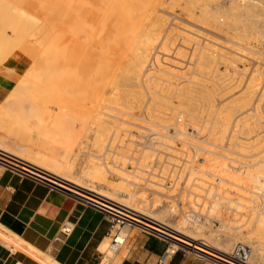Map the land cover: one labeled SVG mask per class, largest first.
<instances>
[{"label": "bare ground", "instance_id": "6f19581e", "mask_svg": "<svg viewBox=\"0 0 264 264\" xmlns=\"http://www.w3.org/2000/svg\"><path fill=\"white\" fill-rule=\"evenodd\" d=\"M182 1L184 0H33L35 4L32 6L40 8L44 6V3H46L50 12H46L43 9V14H52V19L45 22L44 25L45 30L48 31H44L42 29V33L46 36H41L42 40L45 38L48 39L44 42L41 41V37L36 39L37 43L39 42L42 45L44 54H48L47 58H44L42 55L39 56L37 53H30L29 51L32 47L31 45L29 46L28 42L32 32L31 30L34 28L35 31L36 29V27L29 24L31 23L33 15L30 12L31 3L29 0H11L9 3L2 0L0 2V45L3 47L1 48L0 46V88H7L4 94V105H7L5 104L6 99L11 103L13 101L18 102L19 100L18 110L20 111L22 108H25L29 100L37 102L42 97H45L41 92H37V88L31 86L24 88L20 84L22 79L31 77L32 72L30 69L34 65L37 68H40V73H44V75H51L54 74V72H59L63 75V78L61 79L62 83L69 81H75V83H78L75 91L77 97L74 111L76 112L75 114L71 112L74 114L73 119L78 121V124L76 125L77 129L73 130L76 122L74 123L70 119V123L72 122L74 126L73 128L72 125L71 127L69 126L68 131L71 132L70 129L72 128V132L70 134H72V137H75L72 142V137L70 136L71 139L68 141V147L66 146L70 152L65 160L64 166L66 172L76 168L78 174L73 175L71 178H63L60 175H55L39 166L27 162L13 153L1 148L0 150L17 157L19 160L24 162V167L30 165L35 169V171H37V173L44 175L47 179L52 181L56 186L60 187L64 191L75 194V196L84 200H86V198H94V200L100 201L99 198H102L108 202V204H113V202H115L118 204L116 206L120 207V210L126 213L128 217L142 222L150 228H156L158 230H160V228H162L161 230L164 229L165 231L163 230V232L168 235L171 241L168 246L169 250L172 249L174 251L176 247L181 244L196 251L198 255L200 254L201 256L222 258V255L230 252L233 245L240 241L249 246L250 251L247 257V264H264V208H257L259 201L256 199L259 198L258 196L262 194V192L264 193V160L261 163V159L260 164L255 167L256 170H253V168L248 169L243 168L242 165H236L237 163L234 164L228 161L219 162V160L215 161L219 158L216 156V158L210 157V155L206 153L202 154V152L200 156L196 155L192 157L193 152H190V147L184 145L183 149H181L186 153L183 159H192L193 169L191 170L189 168L187 162H184L185 165L181 162L184 166H181L179 163L180 168L176 170V174H174L175 171L171 174L175 175L177 181V176L180 178L183 175L182 173L185 172V183H188V185L190 183V185L195 187H192L193 190H200V194L203 193L204 195H200L198 191H194L193 194L192 190L191 193L195 195V198L191 199L189 204L192 213H188L190 212V209L188 212L186 209L185 211L187 213L183 211L184 214L182 213V217H179L182 214H179L178 217L176 216V204H168L165 202L166 199L164 200L162 196H148L146 190L142 188H137L135 186H133V188L131 187V184H137L139 179L142 178L143 174L146 172L150 171L152 174H158L159 176L162 175L155 170L149 169V167L153 166V163L150 165L151 160L157 158L159 160L161 158L163 159L164 156L162 157L161 153L165 152L166 149V152L169 153L167 156L168 158L174 159L175 156L179 155V151L177 153L170 134H167V129L159 128L163 127L166 123L169 124L168 127H173V129L176 128L178 131L186 129V132L190 131L192 133H195L199 128L198 124L202 123L200 124L202 132L208 131L210 133V127V135L212 139L210 141H212L213 144L220 146L226 144L223 142L225 140L224 137L227 136L226 132L228 134L227 140L229 141L227 143L232 144L233 146L236 143L239 147L241 146V148L242 146L245 147L246 144L244 143L247 142L246 140H234L235 138L233 139V136L235 137V132L238 130L239 133L243 131L246 135L251 132H253L254 135L255 132L250 127L252 118H247L248 114H242L240 116L237 115L239 117L234 118L232 116L235 110H240V113L244 111L242 107V103L245 102L244 97H247V95L251 97L255 95V90L250 91L247 87L253 79L252 75H254L253 72H255V70L249 74L248 78L246 77L244 79L242 75V77L239 76V80H236V82H239L237 86L241 89L240 93L238 92L240 94H238L239 96H233L235 97V101H231L230 97L229 101H223L224 103L222 108L219 106L218 109H213V103L211 102L212 104L209 105V99L212 97L210 98L207 85L210 84L208 83L210 80L214 81L215 77H218L217 74L219 72V68L215 63L217 58L215 57L216 54L212 52H216L217 47L215 48L214 44L207 40L200 42L198 40V36L194 35V33L191 34L185 31L180 32L181 30L179 31L167 24L170 22L168 19H171V17L167 15L169 9L171 8L173 10L172 11L170 9L171 13L169 12V14L175 15L174 7H178V5L180 9L186 13L187 17L200 20L199 16L198 18L196 17V9L194 5H190V3L194 0L185 5ZM186 1L189 0H185V2ZM194 2H196V0ZM204 6H207V4ZM210 6L213 9V12L218 13L217 20L213 19L220 25H222V19L220 18L226 15L227 18H232L234 23L237 20L240 21L242 24L241 27H243V30L245 31L246 26L253 27L254 25L255 27L253 30L257 29L261 24V26H264V4L259 0H216L213 1ZM221 13L224 15H221ZM211 16L212 15L210 14V17ZM25 22L28 23V26ZM23 24L25 26L19 29L21 31L20 35H12L11 33H8L7 30L11 26H23ZM40 25L42 26V23ZM229 26L227 27L226 24L224 27L228 30ZM180 27L183 26L181 25ZM27 28H30V30ZM192 28L190 27V30ZM217 28L218 25L216 29ZM195 29L196 28H194V31ZM198 31L200 34L202 33L200 30ZM233 32L237 33V35L246 34L239 31L237 27L233 29ZM256 32L257 31H255V33ZM172 33H175L179 37L174 36L173 38L171 36ZM114 42H117L119 48L113 49L112 51L117 52H106V50L110 51L106 45L109 43L115 44ZM18 46L20 47L19 50H17ZM15 49L16 51L14 52ZM236 49L233 50L236 52ZM218 50L221 51V49ZM166 54H172L174 59L171 61ZM227 61L228 60H226L225 63L229 62ZM157 70H161L163 72L165 71L166 73H162ZM116 71H121L120 73L123 72L122 77L126 81L127 85L131 87V92L126 93L125 96H112V98L110 97L111 99H108L119 101L117 104L116 102L110 101L112 104L114 103L116 105L108 104L106 96L105 98L102 97V93H88L86 91V87H96L99 81L104 80L107 76H113ZM244 72H246V70ZM230 73H232V77H235L233 76L235 75L233 74L234 71H231ZM220 75L221 73L219 76ZM232 77L226 78L229 80H220V82H218L219 87L217 88L224 90L230 83L233 82L234 78ZM218 79L220 78H217V80ZM90 83H93V86H88ZM193 83H197V85H194ZM215 83L216 82L213 84L215 85ZM112 84L113 83H109V87H106L105 85L104 92L117 94L118 86L116 84ZM210 86H212V84ZM158 87L161 88L159 95L162 96L159 97L162 102H160L158 100L159 98H156L155 96V90H158ZM213 87L214 86H212V88ZM216 89L215 91L218 90ZM11 91H15L17 95ZM231 91H233V89ZM258 93L259 103L253 106L255 107L257 114L260 115V103H264V84L263 86L261 85V89L257 92V94ZM14 97L17 99L15 100ZM173 97L177 98L178 101L176 103L171 100L175 99ZM154 99L159 101V103L165 102L167 106H171V108L169 107L168 109L169 113L167 117L165 113L167 110H163V106V108L158 106L159 109L157 107V109H155V106L159 103L157 105L155 104L153 113L152 107ZM49 101L52 102V100ZM117 105L126 109L118 107ZM63 106L64 105H62V107ZM249 106L252 105L249 104ZM204 107H206L204 111L206 110L208 114L205 116L206 119L202 122L199 119L197 120L196 116L200 114V112H197L202 110ZM111 108L126 112L127 115L117 112ZM134 110H136V112H134ZM2 111L3 109L0 108V112ZM163 116H165L167 120L163 119ZM211 116L213 117L212 119H210ZM150 117H153L154 120L157 119L156 121L159 120L160 125L162 122L163 126L157 127L158 123L156 126L152 122L149 123L148 119ZM190 124L192 125L189 126ZM166 126L167 125L164 127ZM88 133L91 134V136L88 135ZM100 133L103 134V137ZM67 135L68 137L66 138H69L68 133ZM84 136H87L86 138L88 140L86 141L88 142H86V144L88 146L84 144L78 149L77 146L74 145L77 140L76 138L79 140L80 138H84ZM249 136L251 137V135H248V137ZM259 136L260 135L258 134V137ZM180 137L181 139L179 138V140L183 141L182 136ZM66 138H64V140H66ZM124 138L126 139L125 141ZM183 138L186 139V137ZM256 138L257 137L254 136L253 140H249L251 142H249L246 147H248V145L250 146ZM187 139L186 140L188 142L189 138ZM65 143L67 145V141ZM194 143L195 142H193V144ZM115 144H118L120 148H117ZM261 144L264 145V137L260 139V145ZM72 145L76 146L75 148L78 150H76ZM122 145L123 147H121ZM201 146L204 147L202 144ZM235 146L234 148H236ZM239 147L236 149L240 150L241 148ZM91 148L96 150L95 155L90 154L89 151L92 150ZM155 150H158L157 153L154 152ZM255 150H258V148ZM250 151L251 149L249 152ZM75 159L79 164L77 167L75 166L77 164L74 162ZM116 159H120L121 162H125V159H127L128 164H132L130 159L140 160L135 168L131 169L128 164L124 166V163H122V165H120V162ZM110 161L118 163L115 164L114 167ZM167 162H169V160ZM0 167L3 166L0 164ZM168 168L170 167L168 166ZM198 169L212 175H210V179H207L208 183L197 180L198 178H193V176L195 177L198 174L194 170H197L198 172ZM108 172H112L115 176H117L119 182L115 184L112 183L108 187L110 191L105 188L98 190L95 184H105L108 180ZM195 173L196 175H193ZM200 174L202 176L200 177L204 178L205 175H203V173H199V175ZM153 177L154 175L149 177V180L154 184L150 183L151 188H149V184L146 188L154 190L153 192H155L159 190L157 188L159 187L158 184L161 182L159 183L160 180L157 181ZM217 178L220 179H218L217 183L219 187H225V184L228 185L227 188L225 187V190H220V188H218L219 190L216 191V187H214V184L216 185V183L214 181H216ZM169 180H171V178H169ZM195 181H197V184H193ZM138 186L140 187V185ZM228 187H234L239 195L241 193L240 196H242V198L240 197L241 199H238L239 197L235 198V196H230V193H228L230 191ZM72 189L76 190L80 194L74 192ZM227 190L229 191L227 192ZM119 191L126 193V199L124 201L120 200V198L118 199L116 196V193ZM195 193H197V196ZM235 194L236 193L234 192V195ZM189 195L190 194L187 195L189 197L187 199H190L192 196ZM248 203H252L250 204L253 206H251L252 209L254 211H258L255 215L253 213L250 217H245L247 214L245 213V210H247L246 207L249 206ZM251 207L249 206V208ZM232 211H234V213ZM229 212H232L233 214L231 218L227 219L226 216H228ZM137 213L145 217H148L149 214L153 216L152 218H143L138 216ZM198 213L207 215L206 217L211 221L210 225L212 226H214L217 221H221L223 222L222 224H225L223 227H220L222 234H214L213 236L212 232L210 235V231H212L211 229L207 231L209 234L208 236H213L209 237V239L212 238L214 240V244L217 242L216 244L218 246L215 245V247H218V250L222 252L221 254L210 251L208 246H212V243L201 241L200 243L205 245V247H203V245L195 244L188 239H198L197 235L201 232L204 233L201 225L194 224L189 220ZM165 214H169L170 216L165 218ZM173 215H175L178 219ZM154 218H156V220ZM165 219H167V223L164 221ZM159 221L161 223L163 222L162 224L164 227H162L163 225L161 226ZM248 227H250L249 230H251V233L246 232L245 229ZM119 228L120 231L126 233L127 236L130 233V229H133V227L127 222ZM176 233L183 234L188 237V240L185 237H181L179 239L175 238V236H177ZM109 237V235H106L108 248L111 251H115L109 247ZM253 237L255 238L254 241H252ZM15 247L21 246L15 245ZM102 252L105 258H109L113 255V253L110 255L104 250Z\"/></svg>", "mask_w": 264, "mask_h": 264}, {"label": "rangeland", "instance_id": "374dc122", "mask_svg": "<svg viewBox=\"0 0 264 264\" xmlns=\"http://www.w3.org/2000/svg\"><path fill=\"white\" fill-rule=\"evenodd\" d=\"M2 0H0V2H1ZM190 1H193V0H189V1H186L185 2V0L184 1H182V3L185 5V4H189L188 2H190ZM195 1V0H194ZM192 2V3H190V5H194V7H195V11H196V17L198 18V16H199V19L200 20H196V19H193V18H189V17H187L186 16V13L183 11V10H181L180 9V7H179V5H178V7L177 6H175L173 9H174V13H175V15L174 14H169V12H170V9H169V12L167 13V15L168 16H170L171 17V19L169 18L168 19V21H170L169 23H167L168 25H170L172 28H176L177 30H181L180 32H189V33H194V35H197L198 36V40L200 41V42H202V41H209V42H212L213 44H214V46H215V48H216V52L215 51H212L214 54H216L215 55V57L217 58V61H215V63L218 65V68H219V72H218V77L217 78H220V79H218L217 80V78L215 77V80L213 81V80H210L208 83H210V84H208L207 85V90H208V93H210V98L211 99H209L210 100V103H209V105H211L212 103V106H213V109H218L219 108V106L222 108V105H223V103L224 102H226V100L227 101H229V99H230V97H231V101H235V97H237V96H239L240 94V87L239 86H237L238 84H239V82H236V80H239V76H241L242 77V75H243V78L245 79L246 77L248 78L249 77V74L252 72V71H254L255 70V72H253V74L255 75H252L253 77V79L251 80V82L248 84V88L250 89V91L251 90H255V95H253L252 97L251 96H249V95H247V97H244V101L245 102H243L242 104H243V109H244V111L242 112V113H240L241 111L240 110H235L234 112H235V114H234V112H233V114H232V116H233V118L234 117H239L240 115H242V114H248V116H247V118L249 117H251L252 118V123H250V127L253 129V131H255L254 132V135H253V132H251L250 134H248V135H251V137L249 136L248 137V135H246V134H244L243 133V131H241L240 133H239V130L238 131H236L235 133H236V135H235V137L233 136V139L234 140H246V142L247 143H244V144H249V142H251V141H249V140H253V137L254 136H256L257 138H256V140L254 141V142H252V144L249 146L248 145V147H246V145H245V147H243L242 146V148H241V146L239 147V145L238 144H236L235 143V141H234V146L237 148V147H239V148H241L240 150L239 149H236V148H234V146L232 145V144H229V143H227V142H229L228 140H227V136H228V134H227V132H226V135L227 136H225L224 138H225V140L223 141L224 143H226V144H223L222 146H220V145H217V144H213V142L212 141H210V140H212L211 139V135H210V133H211V128L209 127V131H210V133L208 132V131H206V132H202V130H201V125L200 124H202V123H200V124H198V130L195 132V133H192V132H190V131H187L186 132V129H183V130H181V131H178V129H176V128H174L173 129V127H168V125L169 124H165V125H167L166 127H164L163 125H162V122H161V125H160V123H159V120L158 121H156L157 119H153V117H150L149 119H148V122L150 123V122H152L155 126L157 125V123H158V126L157 127H159V126H163V127H159V128H166L167 129V134H170V137L172 138V140H173V143H174V145H175V149H176V151H177V153H178V151H179V155L178 156H173L174 157V159L172 158H168L167 156H168V152H166V150H165V152H162L161 154H162V157H163V159L161 158L160 160L157 158V159H153V160H151V162H150V165H152V163H153V166H150L149 167V169H151V170H155L156 172H159V173H161L162 175L161 176H159L158 174H152L150 171L149 172H146L145 174H143V177L142 178H140L139 179V182L137 183V184H134V183H132L131 184V187L133 188V186H135V187H137V188H142V189H144V190H146V192H147V194H148V196H155V195H157V196H159V197H163V199L165 200L166 199V201L165 202H167L168 204H170V203H174V204H176V211H177V214H176V216L178 217L179 216V214L181 215L182 213L184 214V212H186L185 210L187 209V212H188V210L190 209V212H188V213H192V211H191V207H190V202H191V199H194L195 197V195H193L194 193V191H196L195 189L193 190V188H195L194 186H192V185H190V183H189V185H188V183L186 184L185 183V180H186V178H184L185 177V172L184 173H182L183 175L180 177V178H178V176H177V181H176V178H175V175L174 174H176V170L178 169V168H180V165H179V163L181 164V166H184L185 165V163L187 162V165L189 166V168L192 170L193 168H192V159H187V160H185V159H183L184 158V155L186 154L185 153V151H183V150H181V149H183V146L185 145V146H188V147H190L189 148V150H190V152L193 154L192 155V157L193 156H196V155H201V152H202V154H208V155H210V157H217V158H219V159H214L215 161H217V160H219V162H222V161H228V162H231V163H234V164H236V165H239V166H241L242 165V167L243 168H248V169H252L253 168V170H256V166H258L259 164H260V160H261V163H262V161L264 160V145L263 144H261L260 145V139L262 138V137H264V126H263V124H264V103L263 102H261L260 103V107H261V111H259V113H260V115L259 114H257V111L255 110V105H257L258 103H259V101H258V97H259V93L257 94V92L261 89V85L263 86V84H264V31H263V29H264V26H259L257 29H255V30H253L254 29V25H253V27H247L246 26V31L245 30H243V27H241V22L240 21H235V23H234V20H232V18H230V17H226V15H224V14H222L221 13V15H224V16H222L220 19H222V25H220L217 21H215V20H217V16H218V13H216V12H213L212 10V8H211V6H210V4L213 2V1H216V0H208V1H206V0H196V2ZM211 3H210V2ZM259 1H261L263 4H264V0H259ZM5 2L6 3H9V2H11V0H5ZM29 2L31 3V13L33 14L32 15V20H31V23H29V24H31V25H33V27H36V29H35V31H34V28L31 30L32 32H31V35H30V38H29V40H28V42H29V46L31 45L32 47H31V50H29L30 51V53L32 52H35V53H37L39 56L40 55H42L44 58H47V56H48V54L46 53V54H44V50H43V47H42V45L38 42L37 43V41H36V39H38L39 37H46L45 36V34H43L42 33V29L44 30V31H48V30H45V28H44V25H45V22H47V21H49V20H51L52 19V14L51 13H48V14H43V12H42V10L44 9L46 12H50L49 11V9H48V6H47V4L46 3H44V6H42V7H40V8H37L36 6H32V5H34L35 3L33 2V0H29ZM199 4V5H198ZM205 4H207V6H204ZM38 9H40V10H38ZM172 10V9H171ZM173 11V10H172ZM200 14H199V13ZM203 14H202V13ZM171 13V12H170ZM209 14V15H208ZM210 14L212 15L211 17H210ZM206 15H208V16H206ZM174 16V17H173ZM206 16V17H205ZM220 16V15H219ZM173 17V18H172ZM195 17V18H196ZM204 19H203V18ZM36 18V19H35ZM215 20H214V19ZM226 18V19H225ZM213 19V20H212ZM174 20V21H173ZM201 21V22H200ZM202 21H204V22H202ZM212 21V22H211ZM215 21V22H214ZM174 22V23H173ZM207 22V23H206ZM230 22H231V24H230ZM240 22V23H239ZM26 24H27V26H28V23L27 22H25ZM42 23V26L40 25ZM205 23V24H204ZM227 24V27L229 26V25H231V26H229V28H228V30L226 29V27H224V26H226V24ZM176 24H177V26H176ZM190 25V27L192 28L191 30H190V27H189V25ZM183 26V27H180V26ZM188 27H187V26ZM213 25V26H212ZM217 25H218V28L216 29V27H217ZM25 25L23 24V26H21V25H13V26H11L7 31H8V33H11L12 35H20L21 34V31L19 30L20 28H23ZM186 26V27H185ZM230 27H232V28H230ZM237 27V29L239 30V31H242V32H244V33H246V34H239V35H237V33H234L233 32V29L234 28H236ZM257 27V26H256ZM185 28V29H184ZM194 28H196L195 29V31H194ZM221 30H223V31H221ZM251 28V29H250ZM261 28H263V29H261ZM28 30H30V28H27ZM200 30V32H202L203 33V35H202V33L200 34L199 33V31L198 30ZM250 29V30H249ZM20 32H19V31ZM196 30H197V33H199V34H197L196 33ZM215 30V31H214ZM6 31V32H7ZM18 31V32H17ZM254 31V32H253ZM255 31H257L256 33H255ZM15 32H16V34H15ZM40 32H41V34H40ZM241 35V36H240ZM171 36L174 38V36L175 37H177L178 35H176L175 33H172L171 34ZM205 36V37H204ZM42 37H41V41L42 42H44V41H46L48 38H45V39H43L42 40ZM179 37V36H178ZM205 38V39H204ZM117 42H119V41H117ZM117 42H114L115 44H112V43H109V44H107L106 46L108 47V49H110V51L109 50H106V52H111L113 49H116V48H119V46H118V44H117ZM14 44H15V42H14ZM1 46V45H0ZM232 46V47H231ZM3 46H1V48H2ZM223 48V49H222ZM236 48H238V49H236ZM20 49V47L18 46V49L17 50H19ZM157 49V48H156ZM218 49H221V51H219ZM233 49H236L237 51L235 52ZM241 49H242V51H241ZM16 51V49L14 50V52ZM112 52H117V51H112ZM220 52V53H219ZM231 54H230V53ZM241 52V53H240ZM244 54H243V53ZM234 53H236V54H234ZM219 54H221V55H219ZM225 55V56H224ZM228 57H227V56ZM166 56H168V58H170V60L172 61L173 59H174V57H173V55L172 54H166ZM230 56V57H229ZM238 58H237V57ZM215 58V59H216ZM224 58H225V60H224ZM232 58V59H231ZM223 59V60H222ZM239 59V60H238ZM221 60H222V62H221ZM226 60H228L227 62L228 63H230V64H228V63H225L226 62ZM219 62V63H218ZM236 63V64H235ZM228 64V65H227ZM232 64H234V65H232ZM228 66V67H227ZM233 66V67H232ZM234 66H235V68H234ZM227 69V70H226ZM231 69V70H230ZM31 70V77H28V78H24V79H22V81L20 82V84L24 87V88H26V87H29V86H31V87H35V88H37V92H41L42 93V95H44L45 97L43 98H41L40 100H38L37 102L36 101H32V100H29L28 101V103H27V105L25 106V108L28 106V105H37V106H39V109H41V110H39L36 114H35V116H34V118H33V127H32V132H31V135H32V137L33 138H38L39 137V135H40V133L43 131V130H45V129H49V128H51V122H52V120H53V116H55L56 117V119L58 120V123H59V126H60V130H61V133H62V136H63V138H66V137H68V135H67V133L69 134V138H66V140H64L65 142L67 141V145H66V143L64 142V149H65V151H66V153H67V156L69 155V150L67 149V147H68V141L71 139V135L72 134H70L71 132H72V128H73V126H74V124L72 123H70V121L72 120L74 123L76 122V124H75V128L73 129V130H75V129H77L76 128V125L78 124V121H76L75 119H73L74 118V114H75V112L76 111H74L75 110V103H76V97H77V94H76V89H77V85H78V83H75V81H69V82H64V83H62V81H61V79L63 78V75L62 74H60L59 72H54V74H51V75H44V73H40V68H37L35 65L30 69ZM221 70V71H220ZM239 70V71H238ZM246 70V72H244ZM59 71V70H58ZM157 71H159V72H162V73H166L165 71L163 72V71H161V70H157ZM231 71H234V73L233 74H235V75H233V76H235V77H232L231 76V74L232 73H230ZM236 71V72H235ZM121 71H116L115 73H114V75L113 76H111V77H109V76H107L104 80H102V81H99L98 83H97V85H96V87H98V88H96V87H90V88H88V87H86L85 89H86V91L88 92V93H102L103 94V96L102 97H104L105 98V96H106V98H107V101H108V104H111V105H116L117 104V102H119V101H114V100H108V99H111L112 98V96H119V97H122V96H125V94L126 93H130L131 91H130V88L131 87H129L128 85H127V83H126V81L124 80V78L122 77L123 76V72L122 73H120ZM226 72V73H225ZM227 72H229V73H227ZM221 73V75L219 76V74ZM224 73V74H223ZM224 76H223V75ZM226 74H228V75H226ZM121 75V76H120ZM223 76V77H222ZM234 78L233 79V82L232 83H230L229 84V86L228 87H226L224 90L223 89H220V88H217V87H219L218 85H219V83L218 82H220V80H222V79H225V80H229V79H226V78ZM245 76V77H244ZM262 76V77H261ZM73 77V76H72ZM214 79V78H213ZM244 79H243V81H244ZM212 82V83H211ZM214 82H216L215 83V85H217V86H215L213 83ZM109 83H113V84H116L117 86H118V91H117V94H114V93H112V92H104V88H105V85H106V87L108 86V84ZM236 83V84H235ZM112 84V85H113ZM194 85H197V83H193ZM212 84V86H214L213 88H212V86H210ZM233 84V85H232ZM199 85V84H198ZM88 86H93V83H90V84H88ZM95 86V85H94ZM111 86V85H110ZM233 86V87H232ZM250 86V87H249ZM259 86V87H258ZM109 87V86H108ZM210 87V88H209ZM235 87H237V88H235ZM218 90H217V89ZM229 88V89H228ZM160 87H158V90H157V92H156V90H155V96H156V98L158 97L159 99V101L161 100L160 99V97L162 96V95H159V91H160ZM214 89V90H213ZM215 89L217 90V91H215ZM233 89V91H231ZM237 89V90H236ZM248 89V90H249ZM7 90V88H4V89H2V88H0V102H1V104H0V108H2L3 109V111L2 112H0V119H6L7 121H8V123L9 124H15V122L17 121V120H19V118H20V115H21V113H22V111L25 109H21L20 111L18 110V107H19V100H18V102H15V101H13L12 99H10L11 101H13L12 103L8 100L7 101V99L5 100V104H9L8 106L7 105H4V94H5V91ZM222 90V91H221ZM225 91V92H224ZM12 93H15V91H11ZM239 92V93H238ZM26 93V92H25ZM16 94V93H15ZM158 94V95H157ZM239 94V95H238ZM11 95H13V94H11ZM17 95V94H16ZM16 95H13V96H16ZM212 95V96H211ZM236 95V96H235ZM160 96V97H159ZM221 96V97H220ZM233 96H235V97H233ZM246 96V95H245ZM53 97H54V99H53ZM109 97V98H108ZM111 97V98H110ZM56 98V99H55ZM173 98H175V99H171V100H173L174 101V103H176L178 100H177V98L176 97H173ZM221 98H223V99H221ZM14 99H15V97H14ZM17 99V98H16ZM15 99V100H16ZM58 99V100H57ZM49 100H52V102L51 101H49ZM57 100V101H56ZM110 101H112V102H116V104H112V102H110ZM159 101H156V99H154V101H153V113H154V106H155V104L157 105L158 103H159ZM224 101V102H223ZM230 101V102H231ZM253 103H252V102ZM9 102V103H8ZM30 102V103H29ZM57 103V105H56V103ZM160 102H162V101H160ZM212 102V103H211ZM251 102V103H250ZM55 103V104H54ZM63 103V104H62ZM222 103V104H221ZM256 103V104H255ZM11 104V105H10ZM161 104V105H160ZM249 104L250 105H254L253 107L252 106H249ZM61 105V106H60ZM62 105H64L63 107H62ZM7 106V107H6ZM118 106V105H117ZM158 106L159 107H162L163 108V110H167L165 113H166V117L168 116V113H169V111H168V109H169V107L171 108V106H167L166 105V103L164 102V103H159L157 106H155V109H157L158 108ZM208 106V105H207ZM60 107H62V108H60ZM118 107H121V108H124V107H122V106H118ZM157 107V108H156ZM167 107V108H166ZM250 107H252V108H250ZM249 110H248V109ZM111 109H113V110H115V111H117V112H120V113H122V114H124V115H127V113L126 112H123V111H119V110H116V109H114V108H111ZM124 109H126V108H124ZM159 109V108H158ZM204 109H206V107H204L202 110H200V111H198L197 113H199L200 112V114H198V116H196V118H197V120L199 119L200 121H204V119H206V117L205 116H207V111L205 110L204 111ZM251 109V110H250ZM58 110V111H57ZM65 110V111H64ZM156 111V110H155ZM205 113H204V112ZM237 111H238V113H237ZM240 111V112H239ZM71 112H73V113H71ZM134 112H136V110H134ZM251 112V113H250ZM64 113H66V114H64ZM201 113H202V115H201ZM204 113V114H203ZM71 114H72V117H71ZM226 114V113H225ZM67 115V116H66ZM236 115V116H235ZM237 115H239V116H237ZM200 116V117H199ZM204 116V117H203ZM213 116V115H212ZM211 116V118L210 119H212L213 117ZM10 118H13L14 119V121H11L10 120ZM162 118V117H161ZM185 120H187L185 117H183ZM250 118V119H251ZM71 119V120H70ZM163 119H166L167 120V118H165V116H163ZM201 119H203V120H201ZM261 120H262V122H261ZM212 121V120H211ZM155 122V123H154ZM70 123V124H69ZM210 123V122H209ZM71 125H72V128L70 129V131L71 132H69L68 130V128H69V126L71 127ZM192 124H190L189 126H191ZM230 129V128H229ZM67 130V131H66ZM160 130V129H159ZM259 130V131H258ZM183 131H185V132H183ZM93 132H95V131H93ZM93 132H92V134H93ZM198 132V133H197ZM230 132V131H229ZM228 132V133H229ZM238 132V133H237ZM65 134V135H64ZM100 134H102V133H100ZM99 134V135H100ZM191 134V135H190ZM202 134V135H201ZM258 134L260 135L259 137H258ZM5 135V132L3 131V129L1 128V126H0V139L3 137ZM9 135L10 136H12V138H14V139H17L18 138V135H17V133H16V126H14V125H12V126H10V131H9ZM88 135H90L91 136V134H89L88 133ZM172 135V136H171ZM253 135V136H252ZM65 136V137H64ZM71 136V137H70ZM126 136V135H125ZM180 136H182V139H183V141L182 140H179V138L181 139V137ZM193 136V137H192ZM203 136V137H202ZM242 136V137H241ZM244 136V137H243ZM75 137V136H74ZM74 137H72V139H71V141L73 142L74 140ZM87 136H84V138H80L79 140H78V138H76L77 140H76V143H74V145H76L77 146V148L79 149L81 146H83L84 144L85 145H87L86 144V142H88V141H86V140H88L87 138H86ZM102 137H103V134H102ZM104 137H105V135H104ZM183 137H186V139L187 138H189V141L191 140V141H193V142H195L194 144H193V142H187V140L186 139H184ZM246 137V138H245ZM88 138H89V136H88ZM191 138V139H190ZM208 138V139H207ZM223 138V139H224ZM85 139V140H84ZM126 139L124 138V141H125ZM236 140V141H237ZM70 141V142H71ZM77 142H78V144H79V146H78V144H77ZM81 142V143H80ZM72 144V143H71ZM200 144V145H199ZM201 144L204 146V147H202L201 146ZM74 145H72L74 148L76 147V146H74ZM116 145V147L118 148L119 147V145L118 144H115ZM118 145V146H117ZM194 145V146H193ZM67 146V147H66ZM88 146V145H87ZM253 146V147H252ZM258 146V147H257ZM115 147V148H116ZM121 147H123V145L121 146ZM182 147V148H181ZM250 147V148H249ZM77 148H75L76 150H78ZM120 148V147H119ZM210 148V149H209ZM215 148V149H214ZM227 148V149H226ZM245 148V149H244ZM249 148V149H248ZM258 148V150H255V149H257ZM49 149H51V146L49 145V144H47V143H45L44 141H40V142H34V144L33 145H31L30 147H28V151L25 153V157L26 158H28L27 160H29L30 162H33V163H36V164H40V165H42V166H53V164H52V162L49 160V155L48 154H46V155H40L39 154V152L40 151H48ZM92 150H90L89 152H90V154L91 155H95L96 154V150H94L93 148H91ZM169 149V148H168ZM234 149H236V150H234ZM246 149H247V152H246ZM251 149V151L249 152V150ZM94 150V151H93ZM124 150H125V147H124ZM216 150V151H215ZM219 150V151H218ZM221 150V151H220ZM56 152H57V150H55ZM157 151L158 150H155L154 152H156L157 153ZM199 151H200V153H199ZM229 151V152H228ZM236 151V152H235ZM218 152V153H217ZM245 152V153H244ZM48 153V152H47ZM183 154V155H182ZM245 154V155H244ZM225 155V156H224ZM215 157V158H216ZM236 157V158H235ZM242 157V158H241ZM260 157V158H259ZM238 158V159H237ZM258 158V159H257ZM171 159V160H170ZM177 159V160H176ZM180 159V160H179ZM223 159V160H222ZM230 159V160H229ZM241 161H240V160ZM117 160V159H116ZM139 160L140 159H130V162L132 163V164H128L127 162V159H125V162L124 161H120V159H118L117 161H119L120 163V165H122V163H124L123 165L125 166V165H129L130 167H131V169H134L135 168V166L139 163ZM169 160V162H167V161ZM236 160H238V161H236ZM138 161V162H137ZM154 161V162H153ZM245 161H246V163H245ZM61 162L62 161H60L59 163H60V165H59V167H58V169H57V172H60V176L61 177H63V178H71V177H73V175H76V174H78V172H77V170H76V168L73 170V171H75V172H73L72 170H70V171H65V167H64V169H62V167H63V163L61 164ZM74 162H78L76 159L74 160ZM134 162V163H133ZM136 162V163H135ZM162 162V163H161ZM178 163V165H177V163ZM184 164H182V163ZM185 162V163H184ZM190 162V163H189ZM264 162V161H263ZM110 163L112 164V165H114V167H115V164H117L118 162H115V163H113L112 161H110ZM165 163V164H164ZM29 164V163H28ZM161 164V165H160ZM77 165H79L78 163L75 165L76 167H77ZM64 166H65V163H64ZM168 166L170 167V168H168ZM152 167V168H151ZM163 169V170H162ZM173 169V170H172ZM175 171V173L174 174H171V173H173ZM194 171H196V173H198L197 175H196V173L195 174H193V175H196L195 177L193 176V178L194 179H197V180H200V181H203V182H206V183H208L207 182V179L209 178L210 179V175L211 174H209V173H205V171L203 172V170H201V169H198V172H197V170H194ZM148 173V174H147ZM199 173H203V175H205L204 176V178H201L202 176H201V174L199 175ZM207 174V175H206ZM148 175V176H147ZM152 175H154V177L153 178H155L157 181H159V183L160 184H158V188L157 189H159L158 191H155V192H153L154 190H151V189H149V188H151V185H150V183L151 184H154V183H152L150 180H149V177H151ZM173 176V177H171V176ZM108 180L110 181H108L107 180V182L105 183V184H102V185H99V184H95L96 185V187H97V189L98 190H101V189H106V190H109L108 189V187L112 184V183H117V182H119V179L117 178V176H115L112 172H108ZM170 176V177H169ZM198 176V177H197ZM201 176V177H200ZM209 176V177H208ZM212 176V175H211ZM158 177V178H157ZM207 177V178H206ZM147 178V179H146ZM161 178V179H160ZM169 178H171V180H169ZM173 178V179H172ZM163 179V180H162ZM175 179V180H174ZM182 179V180H181ZM218 179L219 178H217L216 179V181H214L215 183H216V185L214 184V187H216V191H218L219 189L218 188H220V190H225L226 188H227V184H225V187L223 186H221V187H219V185H217V183H218ZM117 180V181H116ZM220 180V179H219ZM150 181V182H149ZM167 181H169V182H167ZM170 182H171V184H170ZM197 181H195V183H193V184H197L196 183ZM148 184H149V188H146V186H148ZM138 185H140V187L138 186ZM144 186V187H143ZM175 186V187H174ZM188 186H189V188H188ZM193 187V188H192ZM191 188V189H190ZM187 189V190H186ZM228 189L231 191H229V190H227V192L228 193H230V196H235V198H237V197H239L238 199H241L242 198V196H240L241 195V193H240V195L238 194V192L236 191V189L234 188V187H228ZM232 189V190H231ZM234 189H235V191H234ZM74 192H76V193H79V192H77L76 190H74V189H72ZM193 190V191H192ZM110 191V190H109ZM191 191H192V193H191ZM198 191V193L200 194V190H197ZM196 191V192H197ZM233 191V192H232ZM221 192V191H220ZM234 192L236 193L235 195H234ZM224 193V192H223ZM80 194V193H79ZM188 194H190V195H192L191 197H190V199H187V198H189L187 195ZM196 194V196H197V193H195ZM201 194H203V193H201ZM200 194V195H201ZM225 194H226V192H225ZM82 195V194H81ZM189 195V196H190ZM204 195V194H203ZM239 195V196H238ZM83 196H85V195H83ZM116 196L118 197V199L120 198V200H125L126 199V193L125 192H123V191H119L118 193H116ZM185 197H186V199H185ZM193 197V198H192ZM202 197V196H201ZM241 197V198H240ZM259 198H256V199H258V201H259V205H258V209L259 208H264V198H260V197H264V193L262 192V194H260L259 196H258ZM170 198V199H169ZM179 198V199H178ZM184 198V199H183ZM260 199V200H259ZM262 199V200H261ZM188 200H190V201H188ZM115 205H118V204H116L115 202H113ZM84 204V203H83ZM249 204V203H248ZM250 204H252V203H250ZM249 204V206L251 207L252 205H250ZM262 204V205H261ZM249 206L248 207H246V209L247 210H245V213H247L246 215H245V217H250L253 213H254V215L256 214V212L258 211V210H256V211H254L253 209H252V207L251 208H249ZM123 207V206H122ZM251 209V210H250ZM250 210V211H249ZM184 211V212H183ZM230 211V210H229ZM254 211V212H253ZM135 212V211H134ZM186 212V213H187ZM233 213H234V211H232ZM232 212H229V214H228V216H226V218L227 219H229V218H231L232 217ZM249 212V213H248ZM136 213V212H135ZM171 213V212H170ZM185 213V214H186ZM183 214L181 215V216H179V217H182L183 216ZM241 214V213H240ZM137 215L138 216H140V217H143V218H152V216L153 215H151V214H149V215H151V216H149L148 215V217H145V216H141L140 214H138L137 213ZM243 215V214H242ZM170 216L169 214H165V218H168V217ZM175 218H177L175 215H173ZM207 215H202V214H200V213H198V214H195L192 218H190L189 220L192 222V223H194V224H197V225H201L202 227H203V232L204 233H199L197 236H198V239H191V238H188V237H186V236H184L183 234H181V233H176L177 234V236H175V238H183V237H185L186 239L188 238V239H190V241H192L193 243H195V244H200V245H203V244H201L200 242L201 241H203V242H206V243H212L213 245L210 247V246H208V248L210 249V251H212V252H215V253H222V252H220L219 250H218V247H215V245L216 246H218L216 243L214 244V240L212 239V238H210L209 239V237H213L214 236V234H222V231L220 230L221 228L220 227H223L225 224H222L223 222H219V221H217L216 222V224L214 225V226H212V225H210V220L206 217ZM224 216V215H223ZM230 216V217H229ZM195 218V219H194ZM205 218V219H204ZM207 218V219H206ZM155 220H156V218H154ZM178 219V218H177ZM167 219H165L164 221L167 223V221H166ZM160 222V221H159ZM163 223V222H162ZM161 222H160V224H161V226L163 225ZM219 223V224H218ZM221 224V225H220ZM162 227H164V225L162 226ZM205 228V229H204ZM249 228L250 227H248L247 229H245L246 230V232H249V233H251V230H249ZM162 228H160V230H161ZM208 229V230H207ZM212 230V231H210V235H211V232L213 233L212 235L213 236H208L209 234L207 233V231H209V230ZM164 230V229H163ZM163 230H161V231H163ZM244 230V231H245ZM135 231H142V232H145V231H143V230H141L140 228H138V227H136V226H134L133 227V229H132V232H135ZM165 231V230H164ZM206 231V232H205ZM131 232V233H132ZM146 233V232H145ZM148 234V233H147ZM223 234L225 235V233L223 232ZM196 236V235H195ZM243 236H245V235H243ZM208 237V238H207ZM187 239V240H188ZM211 239H212V241H211ZM208 240H209V242H208ZM255 240V238L253 237L252 238V241H254ZM107 241V240H106ZM237 241H239V240H237ZM209 245V244H208ZM184 245H181L180 244V246L178 247V249H176L175 251H182V252H187V253H192L194 256H197V255H195L194 253H193V251L194 250H192V249H190L189 247H187V246H184ZM122 247H124V245L122 246ZM203 247H205V245H203ZM105 249V248H104ZM105 250H107V249H105ZM109 252H111V254H112V251H109ZM170 252H173V250L171 249L170 250ZM211 254H213V253H211ZM214 255V254H213ZM199 257V256H198ZM202 258H204V257H202ZM205 259H207V260H209L208 258H205Z\"/></svg>", "mask_w": 264, "mask_h": 264}, {"label": "crops", "instance_id": "0c3cea01", "mask_svg": "<svg viewBox=\"0 0 264 264\" xmlns=\"http://www.w3.org/2000/svg\"><path fill=\"white\" fill-rule=\"evenodd\" d=\"M39 110L37 105H28L15 124L0 119L5 132L0 148L60 175L59 162L64 169L67 153L56 117L53 116L51 128L43 130L38 138L31 135L33 118ZM12 125L16 126L17 139L9 135ZM36 141L51 146L39 154H48L53 166L30 162L24 156ZM66 221L72 228L65 233L61 226ZM108 226L101 210L79 202L59 188L0 167V264H212L192 253L170 252L166 240L142 231L132 232L130 228L124 247L111 255L106 242ZM103 250L111 257L105 258Z\"/></svg>", "mask_w": 264, "mask_h": 264}, {"label": "built area", "instance_id": "2783aa9c", "mask_svg": "<svg viewBox=\"0 0 264 264\" xmlns=\"http://www.w3.org/2000/svg\"><path fill=\"white\" fill-rule=\"evenodd\" d=\"M0 164L3 167L16 171L19 174L33 177L41 182L47 183L51 187H56V188L61 189L60 187L56 186L52 181L47 179L44 175L37 173V171H35V169L31 167L30 165L29 166L27 165V167H24L23 166L24 162L19 160L14 155L7 153V152H3L2 150H0ZM64 192L72 195L79 202L91 205L103 212L104 216L109 222V226H108V235L110 236L109 237V247L113 250H116L120 246L124 245L126 242L127 234L124 232H121L119 228L120 226L124 225L126 222L129 223L132 227L136 226L148 234H152V235L158 236L166 240L167 247L169 246L171 242L170 238L165 232L160 231L156 228H150L149 226H146L142 222L136 221L128 217L127 214L121 211L120 207H117L116 205H114V203L108 204V202H106L105 200L99 197L98 198L100 199V201H96L94 200V198L92 199L86 198V200H84L82 198L75 196V194L69 193L67 191H64ZM71 228L72 226L70 222L66 221L62 224L61 231L66 233L70 231ZM179 246H177L176 249H178ZM249 251H250L249 246L239 241L238 243L233 245L230 252L222 255L223 256V257L221 256L222 258L211 257V256H201L200 254L198 255L196 251H193V253L199 257L208 258L212 264H247V257H248ZM101 253L103 254V252ZM205 255H208V254H205ZM92 264H98V263H92Z\"/></svg>", "mask_w": 264, "mask_h": 264}]
</instances>
